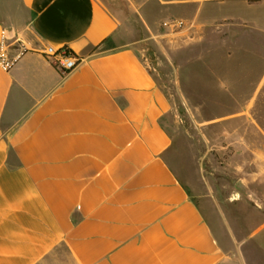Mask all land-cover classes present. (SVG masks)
<instances>
[{
    "label": "crops",
    "instance_id": "crops-1",
    "mask_svg": "<svg viewBox=\"0 0 264 264\" xmlns=\"http://www.w3.org/2000/svg\"><path fill=\"white\" fill-rule=\"evenodd\" d=\"M205 1H178L167 13L198 5L203 20L208 3L264 7ZM148 3L0 0V34L27 48L9 71L0 67V264L230 259L225 234H216L165 157L171 105L140 48L162 46L151 39ZM46 47H68L81 64L63 76Z\"/></svg>",
    "mask_w": 264,
    "mask_h": 264
},
{
    "label": "rangeland",
    "instance_id": "rangeland-1",
    "mask_svg": "<svg viewBox=\"0 0 264 264\" xmlns=\"http://www.w3.org/2000/svg\"><path fill=\"white\" fill-rule=\"evenodd\" d=\"M178 1L149 0L151 39L162 46H140L171 105L165 157L216 234H225V264H264V7L208 3L199 20L198 5L168 15ZM176 20L195 29L167 35L163 23Z\"/></svg>",
    "mask_w": 264,
    "mask_h": 264
},
{
    "label": "built area",
    "instance_id": "built-area-1",
    "mask_svg": "<svg viewBox=\"0 0 264 264\" xmlns=\"http://www.w3.org/2000/svg\"><path fill=\"white\" fill-rule=\"evenodd\" d=\"M162 28L167 32L166 34H183L191 32L195 29L193 23H185L184 21H168L164 22ZM12 46H17V54L11 56L9 50ZM27 52V48L21 42L11 44L10 39L6 31L2 30L0 34V67L4 71H9ZM42 54L51 60L56 68L61 72L63 76L73 72L81 64V59L74 55L68 47H62L55 49L52 47H46Z\"/></svg>",
    "mask_w": 264,
    "mask_h": 264
}]
</instances>
